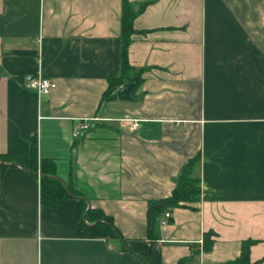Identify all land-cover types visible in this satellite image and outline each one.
Instances as JSON below:
<instances>
[{"label":"crops","instance_id":"obj_1","mask_svg":"<svg viewBox=\"0 0 264 264\" xmlns=\"http://www.w3.org/2000/svg\"><path fill=\"white\" fill-rule=\"evenodd\" d=\"M130 2L144 4L128 47L141 80L106 100L123 0H0V152L39 156L38 174L0 159V264H217L245 239L264 264V0ZM39 69L57 81L48 95L25 85ZM95 115L107 118L73 136ZM194 156L199 199L159 214L149 238L148 201L170 195ZM44 159L74 192L57 206L41 196ZM90 207L149 260L84 235Z\"/></svg>","mask_w":264,"mask_h":264},{"label":"trees","instance_id":"obj_2","mask_svg":"<svg viewBox=\"0 0 264 264\" xmlns=\"http://www.w3.org/2000/svg\"><path fill=\"white\" fill-rule=\"evenodd\" d=\"M135 10L130 0H123L122 6V66L120 74L109 79V86L103 94V99L112 100L117 99V91L120 87L133 84L132 92L141 80V70L136 69L129 61L128 47L132 40L134 33V17L138 11L143 8ZM1 160H16L17 163L22 164L35 174H38V150L37 146L31 147L25 153H1ZM199 157L194 156L188 159L181 167L176 177V182L170 195L148 201L147 206V234L149 238L154 237L153 225L156 217L164 212L167 208L175 206H189L199 199L200 196V180L194 175V170ZM41 196L44 202L57 206L61 204L74 192L61 178H59L54 171V162L49 159L42 160L41 166ZM86 211V208H84ZM86 218L94 221V224L87 225L84 223L82 233L88 236H105L118 238L122 241L125 249L139 253V255L148 261V253L137 250L129 244V240L121 233L119 228L115 225L112 216L106 214L101 209L90 207L87 210ZM213 231H207L203 235L202 248L209 250L213 244ZM253 239H245L242 241L241 252L233 259H228L217 264H251L249 256V248Z\"/></svg>","mask_w":264,"mask_h":264},{"label":"built area","instance_id":"obj_3","mask_svg":"<svg viewBox=\"0 0 264 264\" xmlns=\"http://www.w3.org/2000/svg\"><path fill=\"white\" fill-rule=\"evenodd\" d=\"M25 85L28 88L35 90L39 95H48L57 86V81L55 78L46 75L41 69H39L35 73H29L25 75ZM105 118L107 117L98 115L81 118L79 124L76 125L73 130V136L80 137L85 132H87L93 124L100 122ZM169 215V210L164 211L163 216L165 218L162 219V222H165L166 217Z\"/></svg>","mask_w":264,"mask_h":264},{"label":"water","instance_id":"obj_4","mask_svg":"<svg viewBox=\"0 0 264 264\" xmlns=\"http://www.w3.org/2000/svg\"><path fill=\"white\" fill-rule=\"evenodd\" d=\"M132 88H133V84H130L122 89H119L117 91V95L120 99H129L131 98V91H132ZM87 213V210L85 211V215Z\"/></svg>","mask_w":264,"mask_h":264}]
</instances>
